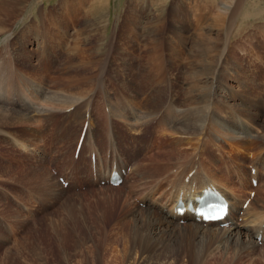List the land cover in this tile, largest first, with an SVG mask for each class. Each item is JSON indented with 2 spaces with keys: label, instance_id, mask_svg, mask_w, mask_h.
I'll list each match as a JSON object with an SVG mask.
<instances>
[{
  "label": "rangeland",
  "instance_id": "374dc122",
  "mask_svg": "<svg viewBox=\"0 0 264 264\" xmlns=\"http://www.w3.org/2000/svg\"><path fill=\"white\" fill-rule=\"evenodd\" d=\"M179 174L242 179L264 222V0H0V264H264L244 215L211 239L148 220Z\"/></svg>",
  "mask_w": 264,
  "mask_h": 264
},
{
  "label": "bare ground",
  "instance_id": "6f19581e",
  "mask_svg": "<svg viewBox=\"0 0 264 264\" xmlns=\"http://www.w3.org/2000/svg\"><path fill=\"white\" fill-rule=\"evenodd\" d=\"M80 135H81V132H80V134H79V136H78V138H77V140H76V143H75V147H74V150H73V153H75V149H76V146H77V144H78V141H79V138H80ZM245 137V136H244ZM247 138V137H246ZM83 146V145H82ZM229 146L232 148V149H234V151L236 152V155H239V154H243V152H246L247 150H248V148L250 147L249 146V143H247V141L246 140H236V141H234V142H232V143H230L229 144ZM93 147H94V145H93ZM97 147V146H96ZM95 147V148H96ZM95 148H92V149H94L95 150ZM230 148V149H231ZM101 149V148H100ZM231 149V150H232ZM98 152H97V151ZM96 154H95V163L92 161V158H91V156H92V151H90V154H89V158H90V162H91V164H93V171H95L96 172V176L99 178V177H102V172H101V167H102V165L105 167V168H108L110 165V170H111V168H112V165H117V166H119L120 167V169H122V168H124V166H123V164L122 163H120V162H124V161H122V160H120L118 157L116 158V156H114V158H112V160L111 161H108V157H109V155H110V159H111V157L113 156V153L116 151V150H109V151H104V152H110V153H106V156H105V154H104V152H103V155H102V153L99 151V149L98 148H96ZM232 152V151H231ZM254 152V151H253ZM104 157V158H103ZM252 157H254L253 155H252ZM232 160H235L234 158H231ZM102 160V161H101ZM103 160H104V162H103ZM237 161V160H236ZM239 162V161H238ZM242 162V161H241ZM104 163V164H103ZM105 164H106V166H105ZM141 167V166H140ZM240 169V172H242L244 175L245 174H247L246 173V170L243 168V170H241V168H239ZM136 170V169H135ZM107 170H105V172H106ZM133 171V170H132ZM110 171H108V173H109ZM130 172H131V170H130ZM150 171L148 170L146 173H148V174H150L149 173ZM236 172H238V170H235V173L234 174H236ZM153 173V172H152ZM154 174V173H153ZM137 175H139V173H136V176ZM242 175V174H241ZM253 176V175H252ZM252 176H251V178H252ZM180 177H182L181 176V174H179L175 179H173V183H171V185H173L174 183V187H175V189L177 190V191H181V189H183L184 188V192H181V193H184V196L185 197H187L189 194H192V191H193V189H194V193H196V192H200V190H196V189H199V185L198 186H193L192 185V183H193V181L192 180H189V181H187L186 179H184V182L183 183H181L180 181H177ZM184 177V176H183ZM186 177H190V176H186ZM259 177V176H258ZM136 178V177H135ZM190 178H194L195 180H197L198 182H200V183H204V182H206L207 180H210V182L212 183H210L212 186H216V187H218L219 189H221L223 192H224V194H225V196L227 197V198H229L230 199V201H231V204H232V209H231V214H230V216L226 219V220H231V222H232V226H231V224L228 226V227H221V225H220V223H208V224H205V223H203V222H198V221H196V220H194L193 218H192V216L191 215H188V213H185L183 216H177V214H175L174 212H173V207H174V205H172L170 208H169V205L167 204V205H165V206H158L157 204H155V203H151V204H153L154 205V207L156 208V209H159V210H161V209H163L162 210V212L165 210V212L166 211H168L167 212V214H166V216H163V215H159V214H156V213H154V212H151V211H149V210H145V216L148 218V220L153 224V225H159V226H161V225H167V223H168V226H174V220L175 221H178V223L180 224V225H182V226H184V227H182V226H180L179 228L181 229V230H185V231H187V230H189L190 232H191V234L193 235V236H197L198 234L199 235H201L203 238H209V239H211L212 237H217V234L213 231H211V230H209V229H204V228H206V227H213V226H211L212 224H214V225H218L219 227L218 228H220V229H224L225 231H224V233L225 234H227L228 232H229V234H231V235H233V233H231V230H235V235H241L242 233L240 232V231H238V229H239V227H246V226H250L251 225V227H253V225L252 224H256V223H258V228H259V226L261 225V224H263L264 222H262V220H261V218H260V215H258L257 217H255L254 218V216H255V213L254 212H251L252 213V218H249V215H250V211H248L247 213H242L241 215H244L243 217H244V224H246V226H243V223L241 224V221H237V218H239V217H241V215H239L240 213H241V210H238L239 209V207H242L243 208V210H245V209H247V207L249 206V208L251 207V203H253L252 201H254L255 200V198L256 197H258L257 196V192H255V193H250L249 195H248V197L247 196H245V192H246V188H245V192L243 191V190H241V187H239V186H245V182H242L243 180L242 179H240L239 181H241V182H239V186H238V188H237V190L236 191H234L233 189L235 188V185H234V187H228V188H225V187H223L221 184H220V186H217V185H213V183L216 181V180H214V179H210V178H204V177H201V178H197L196 176H192V177H190ZM238 178V177H237ZM251 178H250V174H249V179H248V184H251L252 185V181H251ZM100 179V178H99ZM101 179H103V178H101ZM100 179V180H101ZM239 179V178H238ZM246 179V178H245ZM244 179V180H245ZM247 180V179H246ZM212 181H214V182H212ZM217 182V181H216ZM231 182H233L232 180H231ZM233 183H235V182H233ZM241 183V184H240ZM218 184V183H217ZM236 184V183H235ZM206 185H209V184H206ZM205 185V186H206ZM109 188H117V187H109ZM134 188H139V187H135V184H134ZM223 188H225V189H223ZM257 188H260V180H258V184H257ZM226 189H229L232 193H230L229 191H226ZM196 191V192H195ZM234 191V192H233ZM130 192H132V191H130ZM129 192V193H130ZM166 192V191H165ZM171 192H172V188H171ZM163 193V192H162ZM162 193H160L159 195H158V199H162V198H164L165 197V195H164V197H162L161 196V194ZM180 193V194H181ZM229 194H232V196L231 195H229ZM252 194H254V198L252 197ZM148 196L149 197H154L152 194H148ZM170 197H172V195H171V193H169V198ZM172 199H173V197L170 199V201H169V199H168V202H172ZM249 200V204L247 205V207L246 208H244L243 207V204L246 202V200ZM147 201H149V200H146V201H144V202H146V204H147ZM236 203H238V204H236ZM144 205V206H146L147 207V205ZM238 212V213H237ZM144 214V213H143ZM162 214V213H161ZM238 215V216H237ZM190 218V220L191 221H188V223L186 222V220H184V219H186V218ZM180 219H183L184 220V222L182 223V222H180L179 220ZM147 220V221H148ZM148 221V222H149ZM151 224V225H152ZM187 224V225H186ZM155 225V226H156ZM186 225V226H185ZM175 227V226H174ZM160 228V227H159ZM168 228V227H167ZM217 228V229H218ZM230 228V229H229ZM161 229V228H160ZM169 229V228H168ZM176 229V228H175ZM211 229V228H210ZM170 230V229H169ZM168 230V231H169ZM179 230V229H178ZM164 231V230H163ZM172 231V230H171ZM217 231H219V230H217ZM166 232V231H165ZM189 232V233H190ZM220 232V231H219ZM218 232V233H219ZM148 233H150V232H148ZM223 232L222 233H219V234H224ZM224 234V235H225ZM228 234V235H229ZM254 234H255V231H254ZM228 235H226V237L228 236ZM230 235V236H231ZM219 236V235H218ZM221 236V235H220ZM225 237V236H224ZM248 237H249V240H250V242L251 241H255L256 240V243H257V238L255 237V240H253V238L251 237V236H249L248 235ZM253 237H254V235H253ZM229 238V237H228ZM226 239V238H225ZM231 239H232V237H231ZM204 240V239H203ZM217 240H219L218 238H217ZM258 244V243H257Z\"/></svg>",
  "mask_w": 264,
  "mask_h": 264
}]
</instances>
